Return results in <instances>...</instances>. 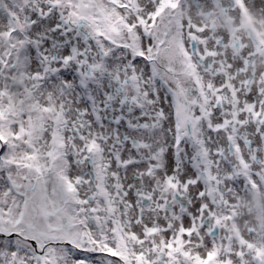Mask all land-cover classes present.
Wrapping results in <instances>:
<instances>
[{
  "label": "snow or ice",
  "instance_id": "obj_1",
  "mask_svg": "<svg viewBox=\"0 0 264 264\" xmlns=\"http://www.w3.org/2000/svg\"><path fill=\"white\" fill-rule=\"evenodd\" d=\"M0 264H264V0H0Z\"/></svg>",
  "mask_w": 264,
  "mask_h": 264
}]
</instances>
